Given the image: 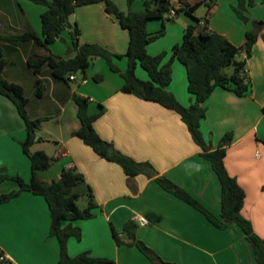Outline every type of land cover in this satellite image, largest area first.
I'll list each match as a JSON object with an SVG mask.
<instances>
[{
  "label": "crops",
  "instance_id": "crops-1",
  "mask_svg": "<svg viewBox=\"0 0 264 264\" xmlns=\"http://www.w3.org/2000/svg\"><path fill=\"white\" fill-rule=\"evenodd\" d=\"M180 1L194 5L202 0ZM170 3L172 6V0ZM83 6L77 7L70 16V22L74 19L81 30L79 42L82 34L83 41H90L85 38L87 29L79 16L93 9L109 23L118 39L111 50L115 54L125 53L129 34L124 31L128 30L105 12V4ZM183 9L184 5H179L176 10L184 12ZM220 9L219 5L213 7L211 16L215 18ZM0 12L5 16L2 8ZM222 12L226 19L231 20L232 31L218 29L216 24L211 28L210 21L207 28L224 35L236 46L243 45L245 37L239 34L240 26L231 17V11L224 9ZM259 13L255 14V20L264 21L262 9ZM191 19L190 24H193V16ZM12 24H16L14 30L17 34L31 31L24 12L23 18ZM201 25H204L202 19ZM63 32H67L71 40L70 30L65 29L56 41L62 39ZM35 33L42 39V22L41 27L35 28ZM0 42L5 50L4 77L7 81L21 85L26 94V85L19 79L23 76L27 83L31 81L28 86L34 90V96L37 79L46 85L44 95L36 96L37 100L26 94L30 118H47L37 130L40 135L36 132L31 146V152L44 151L51 159V167L45 170L47 172H39V177L51 183L60 178L63 169L76 168L85 181L78 184L73 193L85 195L90 187L97 204L92 218L71 222L81 229V238L71 237L67 243L71 257L87 252L93 257L113 260L115 264H153L137 247L127 244L129 239L124 226L133 221L137 224V238L166 263L255 264L253 248L239 226L231 224L225 229L217 228L200 211L157 182L159 176L170 179L214 216L220 217L219 179L178 113L121 91L124 83L121 78L115 79L101 95L95 96L83 89L90 85L94 76L87 71L85 80L76 87L55 78L47 66L33 75V70L27 65L28 58L31 55L46 56L49 51L34 42ZM148 46L147 51L153 54ZM257 46L261 55L255 54L254 63L253 59L249 60L250 54L246 63L250 91L240 97L222 87L215 88L205 102L207 116L200 129L205 143L213 150L218 148L225 134L232 133L231 141L225 143V166L245 191L243 216L251 221L255 233L264 240V28L259 32L255 47H252L253 54ZM177 61L172 64V82L167 90L183 106L189 107L194 99L188 91L186 68ZM121 70L125 71L124 65ZM147 74L137 66L139 79L148 80ZM70 81H77L76 76ZM74 93L90 99V114L104 110L94 122L103 140L138 162L150 163L154 170L129 179L118 164L101 158L75 136L81 128V121L78 106L73 100ZM26 137L25 124L15 105L0 94V176H19L26 182L30 181L31 162L22 149ZM17 189L18 185L13 180L0 183V195ZM69 223L65 221L62 225L65 227ZM113 229L124 244L117 245ZM50 232L51 216L44 197L22 192L11 201L0 204V254H4L12 264H58L59 242Z\"/></svg>",
  "mask_w": 264,
  "mask_h": 264
},
{
  "label": "trees",
  "instance_id": "trees-1",
  "mask_svg": "<svg viewBox=\"0 0 264 264\" xmlns=\"http://www.w3.org/2000/svg\"><path fill=\"white\" fill-rule=\"evenodd\" d=\"M47 6V10L41 15L42 39L34 32L28 31L15 35H0V41L23 43L34 42L49 51L46 56L31 55L27 65L35 74H39L43 67L52 70L53 76L64 81L70 80V75L77 71L85 74L95 58H104L108 61L112 70L117 68L112 63L111 53L96 44H79L81 30L75 23L70 22V16L76 8L83 5L104 3L105 12L114 16L119 25L129 32V45L126 56L129 60L126 71L121 72L123 86L121 91L133 94L142 100L158 103L161 106L173 110L181 116L187 125L196 143L203 149V157L212 166L221 184V214L214 216L196 198L185 189L178 186L170 179L159 176L157 182L168 192L174 194L187 204L200 211L207 219L219 229H225L231 224L239 226L253 248L255 264H264V240L258 236L249 219L243 216L242 209L245 201V191L231 177L225 166V143L232 139V133L223 136L220 145L216 149L210 148L205 143L201 132V122L207 116L205 102L211 96L215 88L222 87L233 91L237 96H246L250 91V81L245 83L241 73L246 71L247 58L251 54L252 47L259 38V32L264 28V21H253L255 28L245 34V43L241 46L232 44L224 35L213 32L207 28L208 20L201 25V19L193 17L194 23L186 27L180 44L173 46L171 58L163 63L166 53L152 56L147 51V46L164 34L165 24L157 33H149L147 25L151 20L163 19L170 12V0H144V10L141 12L125 13L112 0H34ZM264 2V0H262ZM129 4L133 0H128ZM169 2V3H168ZM208 0H202L194 5L185 4L183 11L193 16L195 11ZM167 3V4H166ZM255 5V0H237V6L233 10L238 18L246 23L250 20L245 11ZM182 10H177V12ZM65 29L70 30L71 46L74 56L64 58L53 54L49 44L54 43ZM245 53V56L243 54ZM178 60L184 65L188 78V91L194 101L189 107L183 106L176 97L167 90L172 82V64ZM140 64L148 73L149 80H141L136 75V69ZM6 67L5 50L0 42V94L7 97L16 107L23 120L27 137L22 143V149L31 162V179L26 182L19 176H0V183L13 180L18 189L0 195V204L6 203L19 196L22 192H30L45 198L51 216V236L59 242L58 264H115L113 260L93 257L89 253H82L71 257L67 251V243L71 237L81 238V229L71 224L72 221L90 219L94 216L93 209L97 207L94 202L92 190L88 187L86 193L88 206L80 209L77 201L80 195L73 193V189L84 182V176L76 168L63 169L59 179L51 183L44 182L39 177V172L51 167V159L44 151L31 152V146L36 139V131L47 118L31 119L27 112L29 99L25 95L23 87L17 83L9 82L4 77ZM233 68L231 72L229 69ZM69 76V77H68ZM96 80L102 77L96 76ZM45 86L40 79L36 80V96L42 97ZM73 100L78 106V117L81 128L75 133L83 142L91 147L101 158L118 164L127 177L133 178L143 172L153 171L148 162H138L123 154L112 143L101 138L94 127V122L101 117L104 110L90 114L88 107L90 99L74 93ZM264 143V141H263ZM70 222L63 226V222ZM137 224L128 221L124 226V233L129 239L127 244L137 247L153 264H174L164 262L155 252L139 240L136 236ZM113 236L117 245L121 241L119 234L113 229ZM0 264H12L11 261H0Z\"/></svg>",
  "mask_w": 264,
  "mask_h": 264
},
{
  "label": "rangeland",
  "instance_id": "rangeland-1",
  "mask_svg": "<svg viewBox=\"0 0 264 264\" xmlns=\"http://www.w3.org/2000/svg\"><path fill=\"white\" fill-rule=\"evenodd\" d=\"M52 1V0H47ZM121 11L125 13L129 12H141L144 10V0H133L131 4H129L128 0H112ZM193 0H190V2ZM179 5L182 4L180 0H172V6L170 4V8L178 9ZM220 6V12L214 18L211 16V9L215 6ZM237 6V0H208L207 3L202 4L193 14V17L198 19H202L203 21H210L209 25L212 27H219L218 29L221 30H228L232 31L233 25L231 20L226 19L225 15H223V10L225 9L226 12H230L231 17L233 18L234 22L239 24V34L245 37V32L253 30L255 28L253 21L255 20V14L260 15L259 11L262 9L264 14V3L262 1L258 2L255 0V5L252 7H248L245 14L250 19L247 23L242 19L238 18L235 14L233 7ZM0 8L5 12V16L0 12V34L1 35H15L17 31H15V25L12 22L17 23L19 20L24 16L30 22V29L31 31L35 32L36 27H41V15L47 10V6L41 2H36L34 0H0ZM84 8V6L80 7ZM123 9V10H122ZM23 11V12H22ZM177 13V11H176ZM79 18L84 23L87 32H86V39L90 41H83L84 36L82 34L79 44H96L101 46L102 48L108 50L111 53L112 63L117 68V70H112L108 61L104 58H95L92 62L90 67L86 70L89 74H93L94 76L91 78V83L89 86L83 88L84 91L90 93V95H101L102 91L108 87L109 85L113 84L114 80L121 77V67L124 65L125 71L128 68V58L126 56L129 40L127 43V49L123 54H115L111 50V46L116 44L118 41L115 33L112 31L109 23L100 17L99 13L96 10H91L86 15H80ZM71 23L74 25V19H71ZM213 20V22H212ZM116 22V21H115ZM163 22L165 24V31L164 34L159 36L155 41L151 42L148 46V50H152V56H157L163 53L165 54L163 63H166L171 58V51L174 45L180 44L183 39L184 30L186 27L192 23L191 16L185 14L184 12H178L177 15H172L171 12H168L164 15L163 19L151 21L148 24L147 30L149 33H157L163 28ZM12 24V27H11ZM14 27V28H13ZM39 29V28H38ZM129 34L128 31H124ZM24 33V32H20ZM263 41V40H262ZM260 44V43H259ZM257 44V45H259ZM51 51H55L63 55L64 58L74 56V53L71 48V40L67 32L62 33V39L51 43L48 45ZM260 46V45H259ZM259 46L256 47V51H251V57L249 60L253 59L255 63V54L261 55L259 52ZM255 47V45H254ZM248 60V61H249ZM178 62V61H177ZM181 64L180 62H178ZM139 69L143 70L147 73L143 67L138 64ZM233 68L229 69L231 72ZM35 73H33L34 75ZM88 74V76H89ZM32 75V73H31ZM32 75V76H33ZM73 75L76 76L77 81H70L69 79L66 81L67 84H70L72 87L78 86L80 82H82L85 77L82 71H77ZM101 76V80H96V76ZM148 75V74H147ZM69 77V76H68ZM20 81H23L26 85V94L28 97H33V100H37L36 96H34L33 91L30 86L31 81H28L23 76H21ZM31 80V79H30ZM149 80V78H148ZM44 85V84H43ZM33 86V85H32ZM46 87V85H44ZM25 94V95H26ZM36 95V94H35ZM27 97V98H28ZM36 102V101H35ZM38 102V101H37ZM44 102H47V99H44ZM37 135H40V131H36ZM47 172V171H43ZM5 173V169L3 171ZM88 197L87 195H81L77 201V205L80 209H85L88 206Z\"/></svg>",
  "mask_w": 264,
  "mask_h": 264
},
{
  "label": "built area",
  "instance_id": "built-area-1",
  "mask_svg": "<svg viewBox=\"0 0 264 264\" xmlns=\"http://www.w3.org/2000/svg\"><path fill=\"white\" fill-rule=\"evenodd\" d=\"M169 3V2H168ZM167 4V3H166ZM171 4V3H170ZM170 4H169V6H170ZM176 9L175 8H170V12L172 13V15H175L176 14ZM241 76L243 77V79H244V82L247 84V83H249V77H248V74H247V72L246 71H243L242 73H241ZM70 80H74L75 79V76H73V75H70ZM85 80V79H84ZM142 222H144V220H142ZM5 260H7V261H10L4 254H0V261H5Z\"/></svg>",
  "mask_w": 264,
  "mask_h": 264
}]
</instances>
